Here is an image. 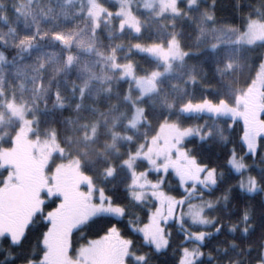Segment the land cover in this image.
<instances>
[{
    "label": "trees",
    "instance_id": "1",
    "mask_svg": "<svg viewBox=\"0 0 264 264\" xmlns=\"http://www.w3.org/2000/svg\"><path fill=\"white\" fill-rule=\"evenodd\" d=\"M25 3L28 1L0 0V23L9 26L2 21L10 11L16 12L20 17V20L16 21L17 29L26 19L32 21L29 13L21 17L19 9ZM37 10L43 13L47 11L44 7H38ZM41 16L42 14L37 16L36 24H43ZM47 18H51L50 15ZM251 18L264 20V0H215L214 6L213 0H200L196 7L185 9L178 17L146 16L140 35L132 37L127 34V37H123L125 41L122 47L117 42V38L121 36H117L116 32L109 35L101 29L93 34L92 36L97 38L98 45L95 43L90 53L85 51L86 55L96 59L97 63H99L97 58L102 61L112 59L114 61L116 57L117 61L128 62L137 77L149 75L148 77L152 76V80L155 81L156 79H153L155 76L152 74L159 72L161 66L147 55L134 52L133 42L137 41L143 45H166L172 36H176L183 51L186 53L188 51L184 61L176 64L168 74L158 77L156 90L150 87L151 94L141 100H137L134 96L136 93L132 82L120 80L118 75L113 81L92 80L90 83L79 84L78 71L76 72L72 64L75 49L60 42L52 43L49 32L48 39L40 41L37 38V46L32 47L30 53H20L15 47L18 39L11 45L0 43V51H3L6 57L4 71L1 74L4 79L0 80L4 88L0 91L3 96L11 95L16 99L15 101L23 102L28 106L22 99L19 100L17 95L19 90L16 88L24 84V79L18 75L20 80H16L15 69L21 65L22 68L27 66V71L30 66L32 67L30 70L37 71L32 95L36 92L42 72L44 86L50 83L51 89L45 98L34 102L32 97L30 100L31 114L35 118L33 133L42 139L50 135L54 136L58 150H64L72 157L71 159L79 160L82 172L89 177L96 189L103 187L116 203L124 204L126 203L124 178L127 176V170L121 167L122 162L132 153L144 149L148 139L153 137L166 121L190 127L206 118L198 114L186 116V112H182L181 108L187 105L188 101L193 105L203 103V107H207L208 105L239 106L245 100L247 90L263 61L264 43L249 46L239 45L231 40L223 42L217 28L221 25L231 28L237 36L245 30L248 19ZM211 46L216 48L212 49ZM95 47L102 49L104 54H100ZM21 55L23 59H20ZM68 56L72 57L70 67L67 66ZM42 61L43 69L40 67ZM110 66L113 70V65ZM116 72L119 71L116 70L115 74ZM91 84L95 90L88 94ZM57 87L63 98L62 108L53 100ZM81 88L84 89L82 94ZM135 106L142 108L143 122L135 130H131L128 123ZM227 121L229 122L224 134L221 130L216 134L211 132V136L205 141L194 137L188 138L183 142V147L199 165L215 166L218 170L217 175L224 166L229 151L234 147L237 155L244 157L243 161L248 165L250 174L255 175L257 183L261 185L260 191L254 194L240 192L233 185L239 174L232 171L231 175L224 177L220 186L210 196L204 197L205 200L221 198L220 206L211 215H216L226 225L237 222L243 212H248L250 217L248 222L254 225V230L248 238L239 231L233 234L224 229L221 234L213 236L205 248V251L213 253L217 264H246L242 251L239 254L234 252L224 254L217 249H231L230 242H234L239 249H243L249 243L255 245L260 240L261 229H264V87L255 105L254 123L258 129L257 138L260 142L255 158L245 155L241 121ZM219 129L220 127L217 130ZM12 133H8L7 138L11 137ZM9 144L7 139L4 145ZM147 166L144 160H137L135 163L137 169ZM109 167L115 169L112 178L106 177L105 169ZM176 191V184L173 183L170 192L176 194ZM224 194L229 196L226 208L223 206ZM196 201L199 200L194 199L192 202ZM127 207L130 212L137 211L131 203H127ZM82 230L88 237L97 238L96 226L88 225ZM39 234L40 229L33 227L21 249L13 251L22 259H26L32 247L38 245ZM124 234L129 235L127 231ZM180 239L181 233L178 230L174 231V242L179 243ZM72 243L71 252L87 241L81 240L77 235ZM134 247L138 252L144 251L138 239ZM0 259L3 257L0 256ZM151 259L153 264H172L174 257L170 251H166L153 255Z\"/></svg>",
    "mask_w": 264,
    "mask_h": 264
},
{
    "label": "snow or ice",
    "instance_id": "2",
    "mask_svg": "<svg viewBox=\"0 0 264 264\" xmlns=\"http://www.w3.org/2000/svg\"><path fill=\"white\" fill-rule=\"evenodd\" d=\"M190 4L194 0H189ZM215 0H213V6ZM37 38L44 41L49 38L48 32L40 33L35 29L33 35L20 39L15 47L20 53H30L31 48L37 46ZM52 43L60 42L67 45L68 39L63 35L52 32ZM0 43H6L0 41ZM175 38L170 44L175 45ZM137 48L141 46L136 45ZM153 53L155 49H144ZM167 59L169 53H162ZM176 55L179 57V50ZM182 58V57H181ZM23 59V56H20ZM72 57H67V66H71ZM6 57L0 51V74L3 73V65ZM41 69L44 62L40 64ZM59 71V70H58ZM22 79L29 78L27 66L15 69ZM24 85L22 84V87ZM50 83L44 86L43 73L41 72L35 97L45 98L50 91ZM75 91V89H73ZM81 94L84 89L81 88ZM54 103L63 107V98L59 94V88L53 95ZM23 109V105L20 106ZM203 103L193 105L188 101L181 108L182 112L189 108L198 110ZM47 102L45 100V110ZM232 125H230L231 127ZM195 135L201 141L211 136V129L188 128L179 131L173 148L180 156L189 161V166L176 168L168 163H158L150 154H143V159L148 165L143 169H137L135 162L142 155L137 151L122 162L121 167L126 168L124 190L126 203H116L103 187L96 189L89 183L90 191L79 193L82 199H75L69 203L66 197L56 198L54 185L42 173L39 176V186L33 188L30 184L19 188L13 183L15 173L0 164V264H88L91 256L100 258V264H153L151 257L155 254L170 251L174 257L172 264H217L213 253L205 251L208 241L213 236L221 234L224 229L233 234L239 233L248 238L254 230V225L247 211L242 213L237 222L227 225L220 221L216 215H211L220 206L221 198L207 199L219 186L226 175H231L234 170L239 173L233 185L240 192L255 193L261 185L257 183L255 175L250 174L248 165L243 162L244 157L237 158L233 147L225 160L224 166L219 170L215 166L196 164L194 158L182 151L178 145L184 137ZM258 134L249 132L242 137L246 147L245 154L252 158L258 153ZM161 153H157V156ZM230 170V171H226ZM107 177L115 174L114 168L105 169ZM245 172L247 179H243ZM85 179H88L87 177ZM176 184V194L170 192L171 185ZM182 190V191H180ZM231 191V189H229ZM93 199L96 203H92ZM198 199L199 203H193ZM224 207H227L229 196L222 197ZM127 203H131L136 212H130ZM97 227V238L92 239L83 231L86 226ZM33 227L40 229L38 245H34L26 259H22L13 250L21 249ZM178 230L181 233L179 243L174 242L173 233ZM125 231L129 235H125ZM79 236L87 241V246L78 248L76 258L73 259L71 250L73 240ZM66 238V243L64 242ZM140 240L143 252L135 250L136 240ZM231 249H217L224 254L234 252L244 253L246 264H264V229H261L260 240L257 244H247L243 249L237 248L234 242Z\"/></svg>",
    "mask_w": 264,
    "mask_h": 264
},
{
    "label": "rangeland",
    "instance_id": "3",
    "mask_svg": "<svg viewBox=\"0 0 264 264\" xmlns=\"http://www.w3.org/2000/svg\"><path fill=\"white\" fill-rule=\"evenodd\" d=\"M27 1L28 3H25L19 11L21 17H25V15L29 13L32 21L26 19L21 25H19V29H17L15 27L18 25L16 24V21L20 20V17H18L16 12H8L9 15L2 22L9 26L7 27L0 23V39L3 42H6L7 45L14 44V42L17 39L19 41L21 37L33 35L35 29H38L40 33H59L68 39L67 45L75 49L72 64L76 72L78 71L77 81L79 84L82 85L85 82L90 83L92 80L94 82H101L104 80L113 81L118 75V77L120 76V80H128L132 82V87L136 93L134 96L137 100H141L151 94L150 82H143L142 84L134 80L131 76L128 62L120 61V63H118L116 57L114 61L113 59L102 61L99 60L97 56L96 58L99 61V63H97L96 59L86 55L85 51H87L86 53H90L94 48L95 43H98L97 38L92 35L98 33L101 29L105 30L109 35L115 34L116 32L117 36H121L117 38V42L120 43V47H122L125 41L124 38L127 37V34L132 37H138L140 35L142 24L144 23L143 21H145L146 16L152 15L159 18L178 17L184 13L185 9L196 7L200 0H194L191 4L189 0ZM38 7L46 8V13L37 10ZM40 14H42L41 17L43 24H36L35 21ZM49 15L51 18H47ZM217 30L223 42L231 40L233 43L249 46L257 43H264V20L261 18L248 19L245 30L237 36H235L231 28L223 27L222 25L218 26ZM174 38L177 43L172 45L170 44V41ZM137 44L141 47L137 48ZM152 46L154 45H143L135 41L132 44V49L134 52L147 55L157 61L161 66V69L158 70L160 77L168 74L176 64L184 61L187 56V53L181 48L176 36H173L169 40L167 46L161 45L162 47H160L159 45L160 49L155 47L153 53H148L144 50ZM215 48L216 46H212V49ZM95 49L99 50L100 54H104L102 49L96 47ZM177 50H179V57L176 55ZM81 51L83 52L81 53ZM164 52L169 53L167 59H164L162 55ZM110 64L113 65V70H111L112 66H110ZM17 68H22V66L18 65L16 69ZM30 68L32 67L30 66L28 69L29 78L24 79V86H21L20 88L15 87L16 90H19L17 93L19 100L22 99L28 106L23 102L15 101L16 99L12 98L11 95L3 96V93L0 91V164L5 165L8 170L15 173L13 183L19 188H24L25 185L29 184L33 188L38 187V178L42 173L48 178L49 182L54 185L53 190L56 193V198L60 199L61 194H63V197H66L67 201L71 203L75 199H82L83 197H80L79 193L90 191L89 183L92 184V182L89 177L82 172L79 160L75 158L71 159L72 157H70L64 150H58V145L54 136L50 135L45 139H42L39 138L37 134L33 133L35 118L31 114L30 106L32 101L30 102V100L32 97L34 98V95L32 94L34 83L37 80V71L35 69L30 70ZM116 70L119 71L116 72L117 74H115ZM14 77H16V80H20L17 74H15ZM1 79L4 78H2V75L0 74V80ZM149 80H152V76L149 77ZM91 86L93 85L91 84L89 86L88 94H91L95 90V87ZM263 87L264 56L258 72L247 90L245 100L241 102L239 106L217 105L216 108H209L207 110V107H205L196 112H194L195 110H193V108H189L188 110L192 112L188 113L186 111V116L198 114L204 115L206 118H203L201 122L190 127H183L174 122L166 121L159 127L156 134L148 139L144 150H139L142 155L138 157L136 161H143V154H150L161 164L168 163L170 166L176 168L189 166V161L180 156V154L173 148V144L179 131L188 128H200L202 130L210 128L212 134L220 133V130L221 133L224 134L225 127L228 126L229 122L227 120H240L243 125L242 137L249 132L254 131L257 133L258 129L254 123L255 105ZM2 88H4V84H1L0 82V90H2ZM10 88L11 87L9 86V89ZM41 99L40 96L35 97V101ZM21 105H23V109H21ZM36 116L38 115L36 114ZM142 122L143 110L140 106H135L128 127L131 130H135ZM214 125L217 126V128L220 127V129L217 131V128L215 129ZM8 133H12L9 138H7ZM192 137L197 138L195 135L186 136L184 137L183 142ZM7 139L10 144L5 146L4 143ZM183 142L179 144L178 147L182 151H185L186 149L183 147ZM19 148L20 151H18ZM157 153H161V155L157 156ZM187 155L188 157L193 158L188 152ZM236 156L237 158L241 157L238 156L237 153ZM0 171H4V169H0ZM233 172L236 173L234 170ZM247 176L248 173L245 172V175L242 178L246 180ZM86 177L88 179H85ZM259 191L260 189L256 192ZM92 203H96V200L93 199ZM193 203H199V201ZM64 242L66 243V238ZM83 245L87 246V243ZM78 248H80V246ZM78 248L71 252L73 259L76 258V250ZM88 264H100V258L91 256L88 259Z\"/></svg>",
    "mask_w": 264,
    "mask_h": 264
},
{
    "label": "crops",
    "instance_id": "4",
    "mask_svg": "<svg viewBox=\"0 0 264 264\" xmlns=\"http://www.w3.org/2000/svg\"><path fill=\"white\" fill-rule=\"evenodd\" d=\"M168 45V43L166 44V45H164V46H167ZM163 46V45H162ZM161 45H160V47H162ZM153 48H155V47H157V48H159V45H154V46H152ZM160 49V48H159ZM128 66H129V69H130V71H131V76H132V78L134 79V80H136V81H138V82H140V83H142L143 84V82H145V83H147V82H150V87H151V89H153V90H156V86H157V79H158V77H159V72H157V73H155V74H152L153 76H155V77H153V79H156V81L155 80H149V75L148 76H143V77H137L135 74H134V70H133V68L131 67V65H129L128 64ZM141 87H142V85H141ZM216 106L217 105H208L207 106V110L210 108V109H213V108H216ZM197 163V162H196ZM198 164V163H197ZM199 165V164H198Z\"/></svg>",
    "mask_w": 264,
    "mask_h": 264
},
{
    "label": "bare ground",
    "instance_id": "5",
    "mask_svg": "<svg viewBox=\"0 0 264 264\" xmlns=\"http://www.w3.org/2000/svg\"><path fill=\"white\" fill-rule=\"evenodd\" d=\"M154 30V29H153ZM173 37V36H172ZM212 47V46H211ZM187 53H188V51H187ZM252 171V170H251Z\"/></svg>",
    "mask_w": 264,
    "mask_h": 264
}]
</instances>
